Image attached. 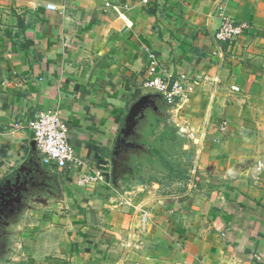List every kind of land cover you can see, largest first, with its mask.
<instances>
[{"label":"crops","instance_id":"obj_1","mask_svg":"<svg viewBox=\"0 0 264 264\" xmlns=\"http://www.w3.org/2000/svg\"><path fill=\"white\" fill-rule=\"evenodd\" d=\"M219 12L249 25L222 52ZM150 54L185 75V94L147 98L134 120L151 111L154 128L129 131L194 149L192 193L128 190L111 174L118 132L152 93ZM42 111L68 126L66 167L36 157ZM18 172L34 188L0 264H264V0H0V187ZM40 173L58 182L37 190Z\"/></svg>","mask_w":264,"mask_h":264},{"label":"rangeland","instance_id":"obj_2","mask_svg":"<svg viewBox=\"0 0 264 264\" xmlns=\"http://www.w3.org/2000/svg\"><path fill=\"white\" fill-rule=\"evenodd\" d=\"M234 45L235 42L230 44V49ZM222 51L224 50L221 49ZM170 131L175 132L176 130L170 129ZM157 136V142H154L150 137L132 133V131L118 132L111 161L113 179L128 190L132 189L131 186L146 184L154 187L158 185V189L163 188L165 190L163 193H175L184 188L182 193L186 194L201 189L200 180L202 176L198 175L199 170L196 163L187 162L184 159L185 154L188 152L193 154L194 149L191 147L190 150L184 149L183 143L186 142H182L181 139H176L170 146L164 145L160 140L161 135ZM153 152L155 153L154 156H152ZM162 152L170 153L169 160L161 158L164 157ZM156 153L160 155V158H157ZM193 166H196L194 172ZM36 179L37 183L40 182V186H42H39L41 189L37 190L43 192L49 184L58 182L55 177L44 176L43 173L37 175ZM30 181H25L21 177L16 186L6 182L0 187V242L2 236L12 231L11 225L15 223L14 221L17 220L19 214L27 208L25 200L34 188ZM183 183L184 185H182ZM158 192L156 191V193Z\"/></svg>","mask_w":264,"mask_h":264},{"label":"built area","instance_id":"obj_3","mask_svg":"<svg viewBox=\"0 0 264 264\" xmlns=\"http://www.w3.org/2000/svg\"><path fill=\"white\" fill-rule=\"evenodd\" d=\"M54 8L53 5L49 6ZM219 22L214 31L213 37L219 44L229 46L238 37L242 36L249 25L218 13ZM221 51V48H220ZM157 59L154 54L149 56V76L142 82V87L152 93H158L161 99L168 105L173 104L176 99L184 96V74L162 73L158 70ZM223 124V122H222ZM32 141L35 143L36 157L46 166L57 168L66 167L74 162V154L68 139V126L57 112L42 111L34 116L29 123ZM260 165H257V170ZM195 168L193 167V172Z\"/></svg>","mask_w":264,"mask_h":264},{"label":"water","instance_id":"obj_4","mask_svg":"<svg viewBox=\"0 0 264 264\" xmlns=\"http://www.w3.org/2000/svg\"><path fill=\"white\" fill-rule=\"evenodd\" d=\"M157 96L159 98H161V96L158 93H151V94H146L144 97L145 98H141L139 101H137L134 105L133 108L130 110L129 114L127 115L126 119H125V124H124V128L120 131L121 133L123 132H130L129 130L131 129V127H134L137 124V120H134L135 114H136V110L138 111L140 109L141 106H144L145 104H147L148 102L146 101L147 98L149 97H154ZM144 103V104H143ZM150 104V103H148ZM150 107L151 106H144V109ZM153 108V107H152ZM134 109V110H133ZM144 109L140 114V118L143 117L144 115ZM139 120V119H138ZM33 148L35 150V143L33 141ZM37 166V165H36ZM25 167L20 168V171L25 170ZM24 178L25 181L31 180L33 177L29 176L28 173H23V175H21L19 172L16 174V176L12 179L7 180V182L10 185L16 186L19 183V179L20 178ZM23 183V182H22Z\"/></svg>","mask_w":264,"mask_h":264},{"label":"trees","instance_id":"obj_5","mask_svg":"<svg viewBox=\"0 0 264 264\" xmlns=\"http://www.w3.org/2000/svg\"><path fill=\"white\" fill-rule=\"evenodd\" d=\"M145 114L146 115H144V117H142L137 122L136 125L142 126V124L143 125H146L147 124L146 127H149L150 129H153L154 128V124H153L154 122L153 121H155L156 115L155 114L153 115V113L151 111H149L148 113L146 112ZM144 123H146V124H144Z\"/></svg>","mask_w":264,"mask_h":264},{"label":"flooded vegetation","instance_id":"obj_6","mask_svg":"<svg viewBox=\"0 0 264 264\" xmlns=\"http://www.w3.org/2000/svg\"><path fill=\"white\" fill-rule=\"evenodd\" d=\"M165 103V102H164Z\"/></svg>","mask_w":264,"mask_h":264}]
</instances>
